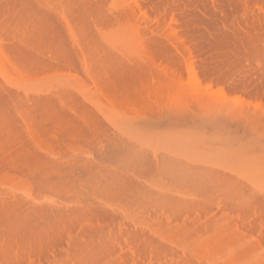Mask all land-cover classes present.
I'll list each match as a JSON object with an SVG mask.
<instances>
[{
  "label": "bare ground",
  "instance_id": "bare-ground-1",
  "mask_svg": "<svg viewBox=\"0 0 264 264\" xmlns=\"http://www.w3.org/2000/svg\"><path fill=\"white\" fill-rule=\"evenodd\" d=\"M76 68L90 72L93 87L76 81ZM149 68L198 70L195 90L132 73ZM213 68H264V0H0V264H264V242L227 219L187 223L175 214L163 225L162 209L159 224H147L156 202L177 213L174 196L152 198L126 173L172 169L170 156L143 164L129 144L156 136L163 102L183 108L190 98L204 110L229 103L196 91ZM222 72L215 81L223 87L264 89L260 78ZM236 107L224 113L246 115ZM257 113L252 122L264 119Z\"/></svg>",
  "mask_w": 264,
  "mask_h": 264
},
{
  "label": "rangeland",
  "instance_id": "rangeland-1",
  "mask_svg": "<svg viewBox=\"0 0 264 264\" xmlns=\"http://www.w3.org/2000/svg\"><path fill=\"white\" fill-rule=\"evenodd\" d=\"M84 69L85 68H79V69L76 68V81H78L79 83H81V81H82L83 85H85V86H87L90 82V84H91L90 87H93L92 81H90V80H92V77L90 76L91 74H90V72L88 73V71H86ZM213 69H214L215 74L213 76H211V78L214 81H215L216 76L223 74L222 71H224V73L227 72L231 78L234 77L237 79L239 77V79H241V77H243V78L245 77L244 79L243 78L241 79V80H245L249 76L250 79L255 80V81H258L259 78L262 81L264 80V68L263 69H259V68H244V69L243 68H237V69L236 68H234V69L233 68H225V69L224 68L223 69L222 68L221 69L213 68ZM140 70H143V69H140ZM140 70L136 69V71H135L136 73L132 72L133 75H135L139 72L138 77H140L141 73L144 75L146 72L147 74H145V75L148 78L147 77L144 78L145 76L144 77L141 76V77H143V79H149V80H147L149 82V84L151 83L152 80L172 77L173 79L178 78L177 81L181 82V84L183 83L186 86H190L191 83H193V84L196 83L195 80L193 81L192 78L194 77V79H196V77H197L196 75L199 74L197 72L198 70L196 68H194L195 71L197 70L195 73L196 77L194 76V73L193 74L190 73L189 72L190 70L188 71L186 68H183V69H181V68H179V69L178 68H176V69L175 68H149V70L144 69L145 71H143V72ZM85 71H86V73H88V75H86ZM249 74H252L253 77L250 76ZM229 75H227V76L229 77ZM87 76L88 77L90 76L89 77L90 80L87 78ZM135 77L137 78L136 75H135ZM190 78L192 79L191 81H193V82L189 81ZM231 78H230V80H231ZM234 78L232 80H234ZM249 78H247V79H249ZM210 79L209 80L207 79L208 81L206 80V82L204 81L203 82L204 84L203 83L199 84L198 87H200V88H198V89H200V90H196V91H199V92L202 91L203 94L204 93L208 94L211 92L210 93L211 95L214 94L213 98H216V100H217V97H218V100H217L218 102L220 99H221L220 101L229 102L230 104L229 103L225 104V102H224V104L227 105L228 108L232 107L230 110L235 109L236 106H237L236 108H238V109H240L238 106H240V107L244 106L243 108H245L244 110H246L244 112V115L246 113L247 116L246 115L243 116L242 115L243 112H242V114H239V112H236L238 115H236V113L234 115V111H233L232 115L230 113L226 114L227 111L224 109H226L227 107L225 105H222V104H220L221 106L216 105V106H219L220 109H222L225 106L226 108L224 107L222 109V111L216 107H212L213 109H211V106H210V108L208 106V109L205 108V110H204V108H202V106L201 107L198 106L200 108V110L201 109H202V111L204 110L202 112V111L198 110L199 108L197 109V107H196L197 104H195V105L191 104L192 102L195 103L196 101L195 100L192 101L193 99L190 100V98H189V100H187V101L191 102L190 105L187 101L186 102L188 105L185 103V101L180 103V104H182V103L186 104V106L188 108L184 105L186 107L185 109H184V106H183V108L181 106H178L179 107L178 108L175 104L170 105V106H166L167 103L165 101V102H163L164 104L162 106L163 110L161 109V111L159 112V114L162 115L161 118L163 117L159 121V124H160L159 126H158V124L156 126L157 120L155 121V119H154V122H155L154 126H156L157 129L155 128L156 131L152 130V132L154 131L156 133V136L154 135V133H152L151 135L153 137H150V138L157 137V140L161 137L160 140H158V141H161V139H162L163 142L162 143L160 142V144H159L158 141L155 140L156 139L155 138L153 143H155L157 141L158 144L157 143L152 144L151 142L147 141L150 144L149 145L148 143H146V139L151 140L150 138L147 137V136H149L148 132H147V135H143V136L140 135L139 136L138 140L141 139L142 144L138 140L132 142V140L130 139V141L132 143L129 140L128 141L130 142L129 143L130 145L134 144L132 146H134V147L136 146L135 148L131 146L132 149H134V152L139 151L140 152L139 156H141V158L144 156L142 158V160L138 159V160H141V162L143 164H144V162L146 163V161L148 160L154 166V164H156L157 162L160 163L163 161V159H162V161H158L159 160L158 157H159V155H161L160 157L164 158V160L169 158V161L170 160L174 161L172 159H175L174 163H172L171 161L168 162L167 160H165V163L167 161L169 164L170 163L172 164V165L171 164L170 165L174 167L175 172L173 171V167H172V169H171L172 171L170 170L172 172L171 175H170V173H171L170 171H169V174L168 173H166V174L160 173L159 174L160 176L157 173H154L157 176L153 175V173L147 174L145 165L143 166L144 170L141 168L142 165L140 166V168L138 170V166L136 163V164L131 165V167H134L136 165L137 166L136 170H138V172H136L135 170L134 171L131 170V167H130V170L133 173L131 171L129 173V170H127L126 173H127V175L128 174L132 175L131 178L133 179V182L135 181L136 183L141 184V185H143V182H144L143 186H144V189L146 191V195L151 196L152 198L160 197V199H161L162 197H165V194L167 193L166 196H168V200H172L173 199L172 196H174V200L179 204L178 205L176 202H174V200H172L173 203L178 206V208H177L178 211L176 213L175 211L174 212L172 211L173 209H176V207L173 208L172 210L170 209L168 211L169 208L167 206L163 205V206H165V208H163L162 205H159V202H156V203H158L157 207H155L153 205L155 209H153V207L151 206L152 209L150 208V210L149 209L146 210V213H148V211H149L152 216L150 214H148L149 216H147V214H146L147 218L145 217L144 219H146L147 222L149 221V223H147L146 221H144V223H147L150 225V223H152L150 220H152V221H154L153 222L155 224V225L153 224L154 226H157L156 224H159V223L160 224L161 223L166 224V222L170 218L173 220V217L176 216L175 214H177L178 216L180 215V218L176 217V218H178L179 222H180V220H183V222L189 223L190 221L191 222L195 221L194 218H196L197 215H200L199 216L200 218H198V219H202V218H204V216L206 217V215L208 217L211 215L213 218H215V220L216 219H217V221L219 220V222L220 221L224 222L225 219H227L226 223L229 222L228 223L229 225L232 224L233 226H235L236 230L239 229L243 233H247L248 235H250V237L252 236V238H255L253 240H258L260 242L259 239H261L262 240L261 242H264V119L258 116L259 119L254 118L253 119L254 122H252L251 118L257 117V116L253 115V117L252 116L250 117V115H252L253 111L254 112L256 111V113H257V111L261 112V109H262V112H264L263 111V109H264V89L263 90H261V89L256 90V89H253L252 87H249V88L247 87L246 89H244V88H239L236 90L233 89L234 90L233 91L232 88L229 89L226 86L223 87L222 85H219L218 83L216 84V81L214 82V81H211ZM236 79H235V81H237ZM260 79L258 82L261 81ZM241 80H239V81H241ZM83 81H87V82H83ZM79 86H77V87H79ZM150 87L151 86L148 85L149 90L146 89L147 92H149V93L152 90L154 91V88L152 89ZM195 88L197 89V86ZM89 89H91V88H89ZM189 89H192V86H190ZM203 89H204V91H203ZM82 90L84 91L85 89H82ZM82 90H80V91H82ZM187 90L188 89H186V91ZM86 91L87 90H85V92ZM253 91H255V92H253ZM85 92H82V93H85ZM88 92L85 94L87 96H83L84 94L81 95V92L80 93L77 92L78 94H80L81 97H85V98H80V96H78V97L80 99H84L83 102H86L85 100H87L86 97H88ZM144 92H146L145 89H144ZM77 93H76V95H78ZM257 93L259 96L256 95ZM89 94H91V93H89ZM210 94H208V95H210ZM93 97H94V95H93ZM96 97H98V99H96ZM96 97H95L96 101L97 100L101 101L99 97L103 98V96H101V95L96 96ZM88 98H91V96H89ZM95 99H93V102ZM90 101H92V100H90ZM217 101H215V102H217ZM212 102L214 103V100ZM87 103H85V104L87 105ZM97 103H99V102H97ZM94 104H96V103H94ZM101 104H103V103L101 102ZM176 104L179 105L178 103H176ZM105 105L106 104H104V106ZM87 106H90V105L88 104ZM93 106L95 107V105H93ZM96 106H98V105H96ZM250 106H251V108H250ZM101 108H103V106ZM180 108H182V109H180ZM104 109L105 108H103L102 111H104ZM251 109H253V110H251ZM95 110L98 111V109H95ZM244 110L241 109L240 113H241V111H244ZM224 111H226V113H224ZM101 112L99 111V114L98 113L97 114L102 115ZM173 113H175V114H173ZM120 115H122V114H120ZM175 115H176V117H175ZM248 115H249V117H248ZM167 116H169L170 118ZM119 120L125 122L124 118L121 116H120ZM158 120H159V118H158ZM257 120H258V122H257ZM105 121H107V120H104V122ZM256 122L258 123V125L260 124L259 126L261 128L256 125ZM261 122L263 124H261ZM108 123L110 124L109 121H108ZM131 124H133V126H134L135 124H137V122H135V123L131 122ZM152 124H153L152 122L151 123L148 122V125H152ZM254 125H255V127H254ZM256 126H257V128H256ZM158 127H159V129H158ZM111 128H112V125H111ZM116 131H114V132H116ZM158 131H162L164 133V135L162 134L163 136H160L161 134ZM126 140H127V138H126ZM151 141H153V140H151ZM136 142H138V143H136ZM143 142L145 144H143ZM151 144L154 146H152ZM85 146L82 147L81 149L86 150L87 148H85ZM92 148L93 147H91V149ZM86 152H87L86 153L87 155H85V156H88V153L90 152L89 149ZM138 154H136V155H138ZM177 154H179V155H177ZM154 155H158V157L154 156ZM162 156H164V157H162ZM168 156H170V157H168ZM146 157H150V159H148V158L146 159ZM155 157L157 158L156 163H155V159H156ZM177 157H179V158H177ZM153 158H155V159H153ZM170 158H172V159H170ZM176 158L178 159V161H176L177 160ZM153 160H154V162H153ZM181 161H183V162H181ZM150 163L148 162L146 165H148ZM181 163H182V166H181V168H179ZM188 164H189V166H188ZM192 165L194 166V168H192L193 167ZM176 166L179 168L178 170H177ZM190 168H192V169H190ZM133 169H135V167ZM180 169L182 171H180ZM140 170L143 172V174L141 173ZM144 171L146 174L144 173ZM178 171L181 173L183 172L182 175ZM184 171H185V173L187 171H189V172L184 174ZM191 171H192V173H191ZM134 173H138V174H134ZM174 173L175 174L177 173L176 177H175ZM146 175H149V176L146 177ZM166 175H167V177H166ZM168 175H170L173 178H171L169 176L170 178L168 179ZM172 175H174V176H172ZM150 176H152V178ZM155 176H156V178H155ZM136 177H139V178H136ZM164 177H165V179H164ZM191 177L193 179H191ZM134 178H135V180H134ZM160 178H162V179H160ZM203 179H205V180L203 181ZM172 180H173V182H172ZM164 181H166V182H164ZM169 181H170V183H169ZM171 183H173V184H171ZM183 183L184 184L186 183V185H183ZM156 185H158V186L156 187ZM145 186H146V188L149 186L148 189H146ZM158 187H159V189H158ZM152 189H153V191H152ZM148 190L149 191L151 190V191L149 192ZM165 198H167V197H165ZM234 198H235V200H234ZM155 199H158V198H155ZM202 199L203 200L205 199L206 201H203ZM232 199L234 200L233 203L231 202ZM240 199L243 201L241 202ZM235 202H236V204H235ZM156 203H155V205H156ZM160 204H162V203H160ZM106 206H108V205H106ZM108 207H110V206H108ZM166 208H168V209H166ZM162 209H164L165 211L164 210L162 211ZM152 210H153V212H152ZM160 210L163 213V217H162L161 213L158 214V217L161 215L159 217V219H160L159 220L158 218H155V217H157L156 214L158 212H161ZM171 212L174 214H172ZM178 212H179V214H178ZM153 214H155V215H153ZM201 215L202 216L204 215V216L202 217ZM149 217H151V218H149ZM152 217L155 218L156 220H154ZM168 217H170V218H168ZM157 219L160 222L157 221ZM165 220H167V221L165 222ZM161 221H163V222H161ZM219 222H218V224H219ZM165 224H163V225H165ZM223 225H224V223H223ZM226 226H227V224H226ZM231 228H233V227H231Z\"/></svg>",
  "mask_w": 264,
  "mask_h": 264
}]
</instances>
